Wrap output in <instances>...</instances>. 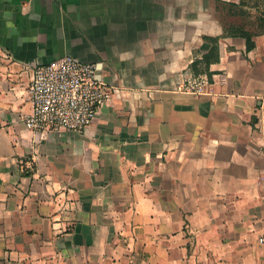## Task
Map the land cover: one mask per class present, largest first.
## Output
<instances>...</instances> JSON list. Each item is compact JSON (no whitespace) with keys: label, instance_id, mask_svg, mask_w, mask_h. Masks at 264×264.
<instances>
[{"label":"crops","instance_id":"crops-1","mask_svg":"<svg viewBox=\"0 0 264 264\" xmlns=\"http://www.w3.org/2000/svg\"><path fill=\"white\" fill-rule=\"evenodd\" d=\"M196 1L0 0V264H264V29L193 75L239 0ZM68 53L116 89L84 131H34L33 65Z\"/></svg>","mask_w":264,"mask_h":264},{"label":"built area","instance_id":"built-area-1","mask_svg":"<svg viewBox=\"0 0 264 264\" xmlns=\"http://www.w3.org/2000/svg\"><path fill=\"white\" fill-rule=\"evenodd\" d=\"M8 58V53H3ZM178 87L201 90L200 79L186 76ZM116 89L98 76L95 63L64 54L33 65L27 85L31 111L23 115L26 127L38 131L82 132L95 119L100 107ZM36 156L21 160L24 171H34Z\"/></svg>","mask_w":264,"mask_h":264},{"label":"trees","instance_id":"trees-1","mask_svg":"<svg viewBox=\"0 0 264 264\" xmlns=\"http://www.w3.org/2000/svg\"><path fill=\"white\" fill-rule=\"evenodd\" d=\"M228 4V11L234 12V7L239 8V11L242 8L250 9L252 7H258L257 3H250L248 0H239L237 3L232 2H224ZM263 14L262 20L264 21V10L260 12ZM260 29H264V22L259 21L258 24ZM225 35H233V36H241L244 37L246 43V50H250L254 46V40L252 39V31L251 29L245 28L243 23L239 24H228L224 27L223 32L218 35H207L204 34L202 37L207 41L211 42V46L209 50L201 53L200 55H196L193 60L189 63V71L193 75H197L202 72L209 73V64L217 59V56L214 54V50L218 47V39L221 36Z\"/></svg>","mask_w":264,"mask_h":264},{"label":"rangeland","instance_id":"rangeland-1","mask_svg":"<svg viewBox=\"0 0 264 264\" xmlns=\"http://www.w3.org/2000/svg\"><path fill=\"white\" fill-rule=\"evenodd\" d=\"M196 0H185V8L186 11H193L194 7L196 6ZM202 7L203 12H206L209 10L210 7H214L212 1L209 0H201L199 5ZM228 4L223 3L221 1H217L216 4V11L217 16L220 18V21L222 22L223 26L228 24H239L243 23L244 26L250 28V29H257L259 21L262 20V15H260V12L264 10V5H258V7H252L248 9L242 8L241 11H239V8L234 7V12L230 11V13L227 12ZM261 19V20H259ZM178 86V85H177ZM179 89L183 91H187L185 88Z\"/></svg>","mask_w":264,"mask_h":264}]
</instances>
